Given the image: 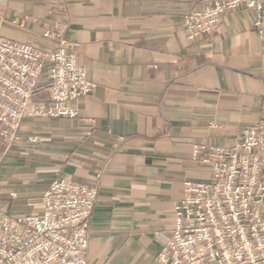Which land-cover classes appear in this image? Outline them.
Masks as SVG:
<instances>
[{
    "label": "crops",
    "instance_id": "crops-1",
    "mask_svg": "<svg viewBox=\"0 0 264 264\" xmlns=\"http://www.w3.org/2000/svg\"><path fill=\"white\" fill-rule=\"evenodd\" d=\"M204 1L0 0L1 37L53 49L43 32L63 22L95 83L76 117H26L18 141L0 138V209L41 213L59 178L97 186L89 264H157L184 181L210 179L195 147H231L264 120L254 12L229 11L190 41L185 16Z\"/></svg>",
    "mask_w": 264,
    "mask_h": 264
},
{
    "label": "built area",
    "instance_id": "built-area-1",
    "mask_svg": "<svg viewBox=\"0 0 264 264\" xmlns=\"http://www.w3.org/2000/svg\"><path fill=\"white\" fill-rule=\"evenodd\" d=\"M241 8L254 12L264 36V0H205L185 16L188 40L209 37L223 14ZM66 31L58 21L43 32L53 49L0 36V138L9 145L21 138L24 118H74L75 101L94 89ZM193 154L210 167V179L184 181L156 263L264 264V120L231 147H195ZM98 197L97 186L59 178L44 193L41 213L0 209V264H89Z\"/></svg>",
    "mask_w": 264,
    "mask_h": 264
}]
</instances>
